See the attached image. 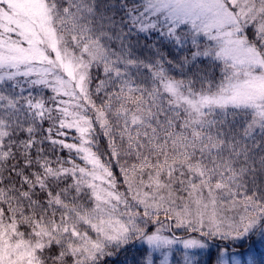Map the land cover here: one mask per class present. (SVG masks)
<instances>
[{"label":"snow or ice","instance_id":"obj_1","mask_svg":"<svg viewBox=\"0 0 264 264\" xmlns=\"http://www.w3.org/2000/svg\"><path fill=\"white\" fill-rule=\"evenodd\" d=\"M257 245L264 0H0V264Z\"/></svg>","mask_w":264,"mask_h":264},{"label":"trees","instance_id":"obj_2","mask_svg":"<svg viewBox=\"0 0 264 264\" xmlns=\"http://www.w3.org/2000/svg\"><path fill=\"white\" fill-rule=\"evenodd\" d=\"M250 243H251V241L246 242L241 248L248 249V246H249ZM256 247H257V250H258L259 254L260 255H264V248H261L259 245H257Z\"/></svg>","mask_w":264,"mask_h":264},{"label":"rangeland","instance_id":"obj_3","mask_svg":"<svg viewBox=\"0 0 264 264\" xmlns=\"http://www.w3.org/2000/svg\"><path fill=\"white\" fill-rule=\"evenodd\" d=\"M248 244V243H247ZM247 249L245 248H240L239 251L243 252V251H246Z\"/></svg>","mask_w":264,"mask_h":264}]
</instances>
